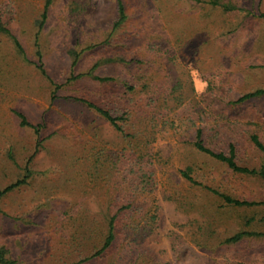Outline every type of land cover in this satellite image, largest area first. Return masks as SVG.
Returning a JSON list of instances; mask_svg holds the SVG:
<instances>
[{"label": "rangeland", "instance_id": "rangeland-1", "mask_svg": "<svg viewBox=\"0 0 264 264\" xmlns=\"http://www.w3.org/2000/svg\"><path fill=\"white\" fill-rule=\"evenodd\" d=\"M46 1L0 0L28 59L0 33V191L25 178L0 197V257L264 264V238L227 241L256 211L207 189L263 200L262 181L193 146L201 128L208 147L235 143L243 165L260 162L249 136L264 143V95L234 101L264 88V0H122L118 27L117 0H50L40 27ZM86 101L126 111L124 132ZM116 213L114 240L97 255Z\"/></svg>", "mask_w": 264, "mask_h": 264}, {"label": "trees", "instance_id": "trees-1", "mask_svg": "<svg viewBox=\"0 0 264 264\" xmlns=\"http://www.w3.org/2000/svg\"><path fill=\"white\" fill-rule=\"evenodd\" d=\"M49 4H50V0H47L46 4H45V10L43 11V13L41 15V21L39 22L40 27L43 26V24L47 18V8H48ZM214 4H217V2L216 3L214 2ZM117 6H118L119 18L117 19L114 27H118L126 19V14L124 12V5L122 3V0H117ZM221 6L224 8V10L234 9L233 6H230V7L225 6V5H221ZM262 16L264 17V15H262ZM0 33L6 34L9 37H11L13 39L16 47L18 48L20 53L23 55L24 59L28 61L26 54H25V50L23 49L22 45L19 43L17 38L13 35L11 30L6 25V23L1 19V17H0ZM80 53H81L80 51L75 53V59L73 61L74 65L77 62V58L80 56ZM37 56L39 58V65L37 64V66L41 70V72L43 74H45V70L41 64L42 56H41L40 51H37ZM96 67H97V65H95L88 72L79 73L77 75H74L72 78L91 76L93 73V70ZM94 77L100 81L113 80V78H111V77H98V76H94ZM130 88H132V87H130ZM262 95H264V88L256 89L255 91L244 94L234 102H241L243 100L250 99L253 97L262 96ZM86 104L89 107L96 110L98 113H100L103 117H105L113 125V127H115L118 131H120L122 133L124 132L123 126L125 125V122L127 120L126 111L122 112V111L117 110V112L113 115L109 111H107V110H105V109H103V108H101V107H99L93 103L86 101ZM15 114L20 119L21 125L32 126L27 121V119L25 118V116L23 114L18 113V112H15ZM194 137H195V139L193 141V146H194L196 151H198L199 153H202L206 156H209L210 158H212L218 162L225 164L234 173L244 174L247 176H252V177L258 178L259 180L262 181V184L264 186V143L261 141V139L259 138V136L256 133L250 134L249 141H250L251 145L253 146V148L256 151H258L261 158H260L259 164L257 166H253V167L243 165L239 161V155H238L239 153H238V150L236 148L235 143H230L227 147V150L216 151V150L208 147L205 144L201 128H198L196 130ZM182 174L191 183L200 185V183L197 182L190 175L189 169L182 171ZM24 182H25V178H22V179L17 180L16 182L11 184L10 186H7L6 188L2 189L0 191V197L5 192L13 189L14 187H16V186H18ZM207 189L210 190L212 193L219 195L227 205H233V206H238V207H247V208H251V209L256 211L255 214H253L251 217H249L246 220V224L251 226V229L242 230L240 232L235 233L232 237H229L227 239L228 242H237V241H239L243 238H246V237L264 238V229L263 230H258V229L255 230L256 225H259V224L264 222V214H262V213H264V199L263 200L239 199V198H235V197H232V196L224 194V193H220L217 190L212 189L210 187H207ZM116 219H117V213L113 214L108 219L107 233H106L104 241L102 243V247L98 250L97 255H99L100 253H103L112 244L114 237H115V228H116L115 221H116ZM0 263L14 264L13 261H5L1 257H0Z\"/></svg>", "mask_w": 264, "mask_h": 264}, {"label": "clouds", "instance_id": "clouds-1", "mask_svg": "<svg viewBox=\"0 0 264 264\" xmlns=\"http://www.w3.org/2000/svg\"><path fill=\"white\" fill-rule=\"evenodd\" d=\"M193 75L195 76V73H193ZM205 87H206L205 83H202L199 79H196V81H195V89H196L197 92H202Z\"/></svg>", "mask_w": 264, "mask_h": 264}]
</instances>
